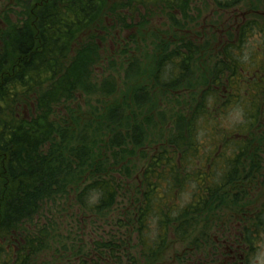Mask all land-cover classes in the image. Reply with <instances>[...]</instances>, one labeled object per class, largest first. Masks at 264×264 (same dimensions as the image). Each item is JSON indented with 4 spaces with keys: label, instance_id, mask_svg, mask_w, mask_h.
I'll use <instances>...</instances> for the list:
<instances>
[{
    "label": "trees",
    "instance_id": "trees-1",
    "mask_svg": "<svg viewBox=\"0 0 264 264\" xmlns=\"http://www.w3.org/2000/svg\"><path fill=\"white\" fill-rule=\"evenodd\" d=\"M211 1L223 11L241 0ZM192 2L26 0L22 11L6 4L0 10V264H165L171 236L198 253L210 246L201 241L210 238L206 212L220 206L237 179L243 182L240 172L250 165L254 146L264 149V131L238 127L236 137L223 135L218 153V137L206 130L218 129L230 105L243 107L240 68L248 61L244 77H250L253 65L241 53L257 28L247 22L237 42L225 45L213 32L211 42L204 41V30L192 27L200 14L195 8L193 15ZM154 14L165 16L164 30L149 28ZM206 51L215 60L212 68H203ZM124 65L125 75L119 74L116 66ZM193 68L200 70L194 82L188 79ZM197 85L198 93L199 86L192 89ZM169 93L182 108L161 107V96ZM242 107L246 117L253 114ZM157 117L165 136L160 133L163 141L150 156L144 152L145 164L137 168L135 151L150 142ZM133 171L140 173L128 193ZM191 180L195 190L185 206L156 194L166 187L179 197L177 186ZM70 190H76L80 244L56 248L47 261L56 204L64 205ZM118 197L128 207L112 218ZM154 212L160 218L151 237ZM255 214L243 233L250 248L263 229L264 205ZM93 222H113L123 233L86 241L84 227Z\"/></svg>",
    "mask_w": 264,
    "mask_h": 264
},
{
    "label": "rangeland",
    "instance_id": "rangeland-1",
    "mask_svg": "<svg viewBox=\"0 0 264 264\" xmlns=\"http://www.w3.org/2000/svg\"><path fill=\"white\" fill-rule=\"evenodd\" d=\"M193 7V15H197L196 13L198 11L195 10L197 8L199 10V16H197L193 21H197L196 25L192 26L195 31L204 30L207 37H204L203 40L210 37L211 33H215L214 35L218 38V41L220 44L225 45L226 43H229L230 41L235 39V34L232 31H228V27L232 26V24L235 25L234 21H230L229 18L232 20L237 19V21L240 20L241 12L252 10L251 14H258L262 15L261 20H264V0H243L241 1L236 7H233L234 9H231L229 11L223 12L222 10L218 9L210 0H193L192 2ZM5 4L8 6L9 9L15 10V11H22L25 9L27 3L26 0H20L19 3L17 0H0V10L5 7ZM249 15V13H247ZM253 16V15H252ZM10 18L13 20L14 15L10 16ZM247 16L245 17V19ZM150 24L149 28L154 29L155 27L159 30H164L165 27H163L162 24L166 23L165 16H160V14H154L149 18ZM194 23V22H193ZM203 26V27H202ZM236 26V25H235ZM234 26V27H235ZM202 27V28H201ZM230 32L233 35V39L229 37ZM122 35H126V33H122ZM210 40V38H208ZM211 42V40H210ZM247 43V42H246ZM256 36H251L249 38V44L244 47V51H242V56L246 60V58H250L253 54L254 50L256 49ZM143 43L140 42V45L142 46ZM112 45V44H110ZM113 48V46H112ZM152 48V45L149 43V47ZM206 58L210 51H206ZM130 56H138L139 54L130 51ZM205 60V59H204ZM214 58L211 57L206 59V62H204V67H210L212 68V65L214 63ZM146 64L149 65V59L146 61ZM197 65V62L195 64ZM194 66V67H195ZM119 67V65H118ZM116 66L118 73H121L125 75V71L127 69V65H124L121 67V69H118ZM193 74H190L188 79H191L193 82L196 80L197 76L199 75L200 70L193 68ZM114 74V72H112ZM130 73V70H129ZM208 78L210 79V75H208ZM201 85V84H200ZM205 85V84H202ZM207 85V84H206ZM205 85V86H206ZM199 85L194 86L192 89L197 88ZM202 88V86H199L197 88V93ZM191 89V90H192ZM190 90V91H191ZM188 91V92H190ZM177 92V91H176ZM177 96L174 94L169 93L166 96H161V107L165 109H169L174 106L175 109L182 108L181 105H176ZM180 99V98H179ZM167 112V111H166ZM241 118H247L246 114L242 111L240 104H237L234 106L233 104L226 108L225 111L220 115L219 117V127L218 129H206L209 134H215L216 137H218V153L223 151V143L224 138L223 135H232L237 136V131L239 122ZM160 119L157 117L155 119L156 126L152 127L150 129V135L147 137L146 140L150 141L147 143L146 141H143L142 144V152L137 153L135 151L136 156H134V162L137 165V168L141 167V165L145 164V158H144V152L147 156H150L157 148L152 150V147L155 145H158L163 139L159 138L160 133H163L164 129H159L161 126L159 123ZM166 124V123H165ZM154 125V122L151 124ZM259 131V130H258ZM264 131V129H263ZM201 135L205 134V130L200 133ZM264 134V133H262ZM162 135L165 136L163 133ZM161 135V137H162ZM210 136V135H209ZM208 137H204V143H207L209 140ZM203 138V136H202ZM222 138V139H221ZM220 146V147H219ZM253 148V145H252ZM251 148V149H252ZM255 146L253 148V151L251 155L246 158L247 163H250V165H245V170L240 172L241 179L244 177V180L242 183L239 182L237 179L233 184L232 189L229 190L230 193H225L222 195V203L220 206L215 210L214 206L212 211L206 212V223L210 227L208 230L210 239L214 242L217 241L218 251H220L221 242L224 239H228L229 237H235L239 234L240 228L242 226V219L244 220V223L249 221V218L251 215L257 211V207L259 206L258 211H260L264 205V156H262L261 150L258 149L255 153ZM178 152H176L177 154ZM264 154V149H263ZM178 159L180 157V153H178ZM253 156V157H252ZM195 159L190 160V164H193ZM178 167H181L179 163ZM138 173H135L133 171V175L136 176L135 178L129 179L130 184L128 187V193L133 192L132 187L134 184L138 181ZM180 177H184V170L181 171ZM179 177V179H180ZM189 179V178H187ZM193 180V179H192ZM190 181L188 185L185 184V186H177L178 191L177 193L181 192L179 197L175 193L176 192H168L169 189L164 187L163 189H160L159 187L155 189L156 194L159 195L163 200H166L167 204L173 205V203L177 204L178 206H185L188 202H190V195H192L193 191L195 190L193 186L196 185L194 181ZM254 180L252 183L251 181ZM229 186V185H228ZM252 189V190H251ZM248 192V194H246ZM76 190H70L68 199H63L62 201H65V204H56L55 206H49L52 207L51 209L54 210L56 208L57 212L55 213L56 223L57 225L54 226V229H52V233L56 235L54 238V241L52 242L53 245L50 244L49 248L43 253V256L46 257L45 259L47 261H53V258L58 253L56 248H61L64 244L67 246H74L77 248V246L80 244L79 241L81 240L80 235V228L77 225V218L79 217V210L76 203ZM127 195V193H125ZM141 196V194H138ZM95 194L92 198L94 200ZM75 197V198H74ZM175 197V198H174ZM221 200L218 202L220 203ZM60 202V201H59ZM125 207H128V205L124 206V201L122 197H118L115 204L113 205V211L111 213V217L115 218L117 216H120V212L123 211ZM174 208V207H173ZM66 209V210H64ZM220 209H222L220 211ZM207 211V210H206ZM217 211L218 213L214 215V212ZM243 213H245L244 216ZM159 215L157 213H153L151 219H150V225H151V232L150 236L154 237L156 234V229H158V219ZM241 221V222H240ZM43 222V220H42ZM205 223V225H206ZM87 225V226H86ZM84 227L85 233H84V240L91 241L92 239L96 238L98 235L107 236L109 234L115 235L119 233L121 235L123 233V230H117L116 225L113 224H103L102 222H93L91 224H86ZM206 225V226H207ZM243 228V227H242ZM241 228V229H242ZM251 230V229H250ZM260 234L257 241V246L254 252V256L252 257V264H264V225L263 229L259 232ZM61 235V237H59ZM69 237V238H66ZM120 237V236H116ZM186 240V239H185ZM188 242H178L176 241L173 236H171L165 247L164 250V256L160 258L161 262H165V264H190L194 260V250L191 246L188 247ZM86 245V243H84ZM82 245V244H81ZM188 247V248H187ZM192 248V250H190ZM67 251L69 249H66ZM64 253H68V252ZM179 254V256H177ZM75 258V262L79 261V256H72Z\"/></svg>",
    "mask_w": 264,
    "mask_h": 264
},
{
    "label": "flooded vegetation",
    "instance_id": "flooded-vegetation-1",
    "mask_svg": "<svg viewBox=\"0 0 264 264\" xmlns=\"http://www.w3.org/2000/svg\"><path fill=\"white\" fill-rule=\"evenodd\" d=\"M211 1V0H210ZM243 1V0H241ZM240 1V2H241ZM212 2V1H211ZM239 2V3H240ZM238 3V4H239ZM213 4V2H212ZM236 4L235 7L238 5ZM234 9L230 8L229 10ZM229 10H223V12L229 11ZM249 13V15L247 14ZM252 10L242 11L240 16V20L237 21L232 20L230 21L235 22V38L236 42L241 35V30L243 26L246 25L247 22H251L255 28H257L252 35L256 36V49L254 50L250 62L252 63L251 71H250V77H244V72L247 73L248 68V61L242 65L241 64V77L238 78V82L240 83L241 89L243 90L244 94L246 95V99L244 100V104L242 108H248L250 111H252V115L247 118H241L240 123L238 125L239 129H264V20H261L262 15L258 14H251ZM253 15V16H252ZM247 18L245 19V17ZM233 26V24H232ZM228 27V31H231V27ZM230 33V32H228ZM242 58V56H241ZM243 60V58H242ZM244 66V67H243ZM244 84V85H243ZM246 85H249L250 87L247 88ZM260 149L262 156L263 154V148H256L254 153ZM260 206V203H259ZM259 206L257 209H259ZM245 213H243L242 216H244ZM257 217L255 212L251 215L249 218V221L253 218ZM247 221L244 223V220L242 219V226L240 228L239 234L235 237H229L228 239H224L220 246V251H218L217 241L214 243L210 238L208 240H201L202 242L209 243V247L207 246L203 250H201L200 253L194 250V260L191 262V264H246L247 260L250 261V257L254 256V252L257 246V241L254 242L252 247L243 241V232H244V226L248 224ZM247 227V226H245Z\"/></svg>",
    "mask_w": 264,
    "mask_h": 264
}]
</instances>
